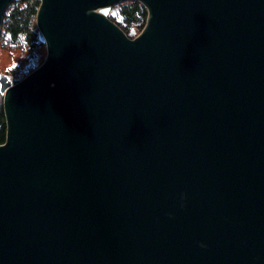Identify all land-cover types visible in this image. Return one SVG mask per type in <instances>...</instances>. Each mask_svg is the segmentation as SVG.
<instances>
[{"label": "water", "instance_id": "obj_1", "mask_svg": "<svg viewBox=\"0 0 264 264\" xmlns=\"http://www.w3.org/2000/svg\"><path fill=\"white\" fill-rule=\"evenodd\" d=\"M122 1L39 0L0 72V264H264V0Z\"/></svg>", "mask_w": 264, "mask_h": 264}, {"label": "trees", "instance_id": "obj_2", "mask_svg": "<svg viewBox=\"0 0 264 264\" xmlns=\"http://www.w3.org/2000/svg\"><path fill=\"white\" fill-rule=\"evenodd\" d=\"M39 0H12L7 6L0 29V42L9 43L26 51L23 62L14 70L22 76L31 71L38 59L37 50L43 42L39 40L35 25V12ZM145 7L135 0H124L109 8L108 17L129 36L136 35L146 19ZM5 139V118L0 104V143Z\"/></svg>", "mask_w": 264, "mask_h": 264}, {"label": "rangeland", "instance_id": "obj_3", "mask_svg": "<svg viewBox=\"0 0 264 264\" xmlns=\"http://www.w3.org/2000/svg\"><path fill=\"white\" fill-rule=\"evenodd\" d=\"M37 50L38 59L34 65L39 64L45 57V46L41 45ZM26 51H23L17 47L11 46L9 43L0 42V72L8 74L12 81L19 80L22 78V71L20 75L18 71L14 73V70L23 62ZM2 96L0 94V104Z\"/></svg>", "mask_w": 264, "mask_h": 264}]
</instances>
